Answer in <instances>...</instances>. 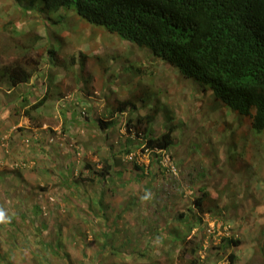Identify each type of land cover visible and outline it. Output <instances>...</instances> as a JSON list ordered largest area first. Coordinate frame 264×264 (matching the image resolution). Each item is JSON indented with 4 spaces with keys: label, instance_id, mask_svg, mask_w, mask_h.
<instances>
[{
    "label": "rangeland",
    "instance_id": "obj_1",
    "mask_svg": "<svg viewBox=\"0 0 264 264\" xmlns=\"http://www.w3.org/2000/svg\"><path fill=\"white\" fill-rule=\"evenodd\" d=\"M15 62L37 76L23 102L0 83V264H184L173 232L199 264H264V131L247 117L40 0H0V68ZM170 125L176 176L143 152ZM203 190L208 213L194 206Z\"/></svg>",
    "mask_w": 264,
    "mask_h": 264
},
{
    "label": "trees",
    "instance_id": "obj_2",
    "mask_svg": "<svg viewBox=\"0 0 264 264\" xmlns=\"http://www.w3.org/2000/svg\"><path fill=\"white\" fill-rule=\"evenodd\" d=\"M40 1L46 10L73 9L88 23L149 49L155 57L177 68L183 77L208 87L206 91L231 111L247 117L254 132L264 131V0ZM26 71L19 63L3 66L0 83L11 87L28 83L32 74ZM46 98L43 96L33 107L42 105ZM151 118L146 116L145 121L149 124ZM136 119L137 125L141 123V119ZM104 122L100 123L101 129L113 124L110 120ZM131 124L129 120L127 125ZM172 129L170 125L158 137H147L144 142L143 152H153L161 165L163 154L159 152L167 153L172 148ZM207 197L203 190L195 199L199 213L210 212L211 206L204 203ZM171 234L184 245L179 261L199 264L197 247L185 241L187 234ZM228 258L234 263L235 255Z\"/></svg>",
    "mask_w": 264,
    "mask_h": 264
},
{
    "label": "crops",
    "instance_id": "obj_3",
    "mask_svg": "<svg viewBox=\"0 0 264 264\" xmlns=\"http://www.w3.org/2000/svg\"><path fill=\"white\" fill-rule=\"evenodd\" d=\"M38 33H36V35H37ZM36 45H38V47L40 46L39 45V43H37ZM54 54V53H53ZM49 56V55H48ZM28 60L29 61H31L32 60V58L30 59V58H28ZM14 64H16V62L14 63ZM38 65H39V62L37 63ZM37 64H36V67H37ZM21 67H23V70H27L24 66H22L21 65ZM35 70V69H34ZM26 72H30L31 74H32V77H31V79H30V81L28 82V83H22V84H19V85H17V86H15V87H11L8 83V87H9V91H12V90H21V89H23V88H25L26 89V91L24 92V93H19L20 95H21V97H20V99H21V101L23 102V101H25V98L27 97V95L29 94V92L31 91V89H28V87H31L32 86V84H33V81H34V78L37 76V73H35V71L34 72H31V71H29V70H27ZM48 77H49V75H48ZM54 84V86L55 87H57V83L55 82V83H53ZM32 88H34V90H35V87H32ZM66 88V87H65ZM46 91V90H45ZM43 92V96H45L47 93L46 92ZM57 93V95H60L61 96V94H62V91H57L56 92ZM17 100V99H16ZM82 101H85V98H84V96H83V98H82ZM22 106H25V102L24 103H22L21 104ZM68 105H70V104H68ZM89 105V104H88ZM90 106V105H89ZM91 109L92 110H95V104H93L92 105V107H91ZM112 116V115H111ZM90 119L91 118H89L88 117V121L90 122ZM103 123V122H102Z\"/></svg>",
    "mask_w": 264,
    "mask_h": 264
},
{
    "label": "built area",
    "instance_id": "obj_4",
    "mask_svg": "<svg viewBox=\"0 0 264 264\" xmlns=\"http://www.w3.org/2000/svg\"><path fill=\"white\" fill-rule=\"evenodd\" d=\"M147 151V150H146ZM159 151H157L158 153ZM163 154V159L162 161L165 162L166 164H163V166L166 167L167 172H169L170 175L172 176H176L177 175V168L175 167V165L172 163L171 159L169 156L165 155V152H159ZM213 227V224H211V228ZM209 232H211L209 230Z\"/></svg>",
    "mask_w": 264,
    "mask_h": 264
},
{
    "label": "clouds",
    "instance_id": "obj_5",
    "mask_svg": "<svg viewBox=\"0 0 264 264\" xmlns=\"http://www.w3.org/2000/svg\"><path fill=\"white\" fill-rule=\"evenodd\" d=\"M23 66V65H22ZM84 115H85V113L83 112L82 113V116L84 117ZM146 151V150H145ZM172 163H173V161H172ZM174 164V163H173ZM176 167V166H175ZM177 168V167H176ZM3 219H4V213L3 212H0V221H3ZM230 243V242H229Z\"/></svg>",
    "mask_w": 264,
    "mask_h": 264
}]
</instances>
